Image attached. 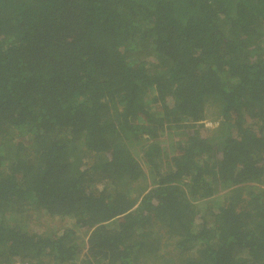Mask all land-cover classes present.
Wrapping results in <instances>:
<instances>
[{"label":"trees","instance_id":"16d2710c","mask_svg":"<svg viewBox=\"0 0 264 264\" xmlns=\"http://www.w3.org/2000/svg\"><path fill=\"white\" fill-rule=\"evenodd\" d=\"M17 260L264 264V0H0Z\"/></svg>","mask_w":264,"mask_h":264},{"label":"rangeland","instance_id":"374dc122","mask_svg":"<svg viewBox=\"0 0 264 264\" xmlns=\"http://www.w3.org/2000/svg\"><path fill=\"white\" fill-rule=\"evenodd\" d=\"M218 124H219V121L217 120V119H215L214 121H212V122H210L209 121V119L206 121V123H205V126L208 128H211L212 130L213 129H215V127L216 126H218ZM208 131H209V129H208ZM210 132V131H209ZM211 133V132H210ZM162 140H167L168 138H167V136H163L162 138H161ZM165 144L167 143L166 141H163ZM143 183L142 182H140V183H137V184H135V185H133V187L134 188H137L138 187V189H140V188H142L143 186ZM223 192V191H222ZM221 192V193H222ZM41 215H43V216H45L44 215V213H42ZM32 216V215H31ZM33 217V216H32ZM43 217H40L39 216V220L41 221V220H43L42 219ZM44 219H46V217L44 218ZM74 220V219H73ZM73 220H70V219H67V221H65V222H63V221H61L59 218L57 219V220H54V221H47V223H50V224H52V223H54V224H56V225H60L61 224V222H62V225H64V224H70V223H73ZM61 221V222H60ZM34 222V221H33ZM46 222V221H45ZM85 239H86V237H84ZM19 263V260H17L16 261V263L15 264H18Z\"/></svg>","mask_w":264,"mask_h":264}]
</instances>
